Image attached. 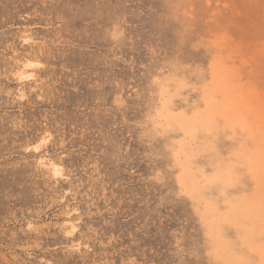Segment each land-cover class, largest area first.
<instances>
[{
    "label": "rangeland",
    "instance_id": "1",
    "mask_svg": "<svg viewBox=\"0 0 264 264\" xmlns=\"http://www.w3.org/2000/svg\"><path fill=\"white\" fill-rule=\"evenodd\" d=\"M0 264H264V0H0Z\"/></svg>",
    "mask_w": 264,
    "mask_h": 264
},
{
    "label": "bare ground",
    "instance_id": "2",
    "mask_svg": "<svg viewBox=\"0 0 264 264\" xmlns=\"http://www.w3.org/2000/svg\"><path fill=\"white\" fill-rule=\"evenodd\" d=\"M33 64H34L33 62L29 61L27 62L26 66L29 67V66H32ZM23 76L25 77L31 76V73L27 71L23 74ZM52 169L55 174H61L62 168L60 165L55 163L53 164Z\"/></svg>",
    "mask_w": 264,
    "mask_h": 264
}]
</instances>
